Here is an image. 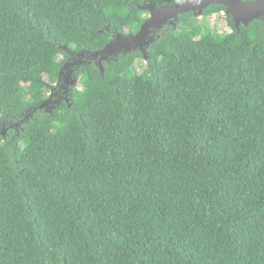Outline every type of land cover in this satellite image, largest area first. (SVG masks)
<instances>
[{"label":"trees","instance_id":"trees-1","mask_svg":"<svg viewBox=\"0 0 264 264\" xmlns=\"http://www.w3.org/2000/svg\"><path fill=\"white\" fill-rule=\"evenodd\" d=\"M181 1L0 0V264H264V20L218 41L181 16L39 109L64 46Z\"/></svg>","mask_w":264,"mask_h":264},{"label":"water","instance_id":"water-1","mask_svg":"<svg viewBox=\"0 0 264 264\" xmlns=\"http://www.w3.org/2000/svg\"><path fill=\"white\" fill-rule=\"evenodd\" d=\"M218 5L224 7L223 14L231 18L234 28L239 32L240 27L247 28L253 21L264 20V0L247 2L244 0H182L172 5L156 6L144 2L138 9L148 13L147 19L133 35L115 34L101 50L95 52H71L65 46L63 50L68 55L66 62L60 69L57 87L63 91L65 102H69L68 95L72 89L77 88L79 78L74 75L80 67L94 63L98 66L101 75L104 74L103 63L116 61L119 56L124 57L136 51L147 59L148 47L155 43L158 33L166 26H175L179 17L192 14L194 17L202 16L208 8ZM50 103L52 106H50ZM60 101H44L39 109L51 112Z\"/></svg>","mask_w":264,"mask_h":264},{"label":"rangeland","instance_id":"rangeland-1","mask_svg":"<svg viewBox=\"0 0 264 264\" xmlns=\"http://www.w3.org/2000/svg\"><path fill=\"white\" fill-rule=\"evenodd\" d=\"M145 16L148 17L147 14ZM194 18H196L197 24H203L204 29L208 33L213 34L218 41H222L223 38L231 32L228 22L226 21V16L223 14V12L220 14H215V15L206 17V18H204L203 15L194 17ZM183 29H186V28L184 27ZM248 44L249 43L247 41V45ZM61 59H62V56L60 55L58 57V60H61ZM56 85H57V82L56 84H54V87Z\"/></svg>","mask_w":264,"mask_h":264},{"label":"flooded vegetation","instance_id":"flooded-vegetation-1","mask_svg":"<svg viewBox=\"0 0 264 264\" xmlns=\"http://www.w3.org/2000/svg\"><path fill=\"white\" fill-rule=\"evenodd\" d=\"M92 64H94V63H92ZM81 68V67H80ZM79 68V69H80ZM76 78H79L78 76L76 77ZM57 82V81H56ZM80 83V82H79ZM56 84V83H55ZM78 86H79V84H78ZM77 86V87H78ZM53 88V87H52ZM52 88H50V89H52ZM49 99H51V102H54V101H56V100H58V101H60V104L62 103V102H65V99H64V97H63V91L62 90H60L58 87L56 88V89H53L52 90V93H51V90H50V92H49V94H48V99L47 100H49ZM46 100V101H47ZM50 106H52L51 105V103H50ZM2 132H3V128H1V134H2Z\"/></svg>","mask_w":264,"mask_h":264}]
</instances>
